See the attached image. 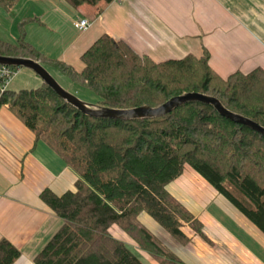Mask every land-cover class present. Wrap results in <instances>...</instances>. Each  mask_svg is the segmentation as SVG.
Listing matches in <instances>:
<instances>
[{
    "label": "trees",
    "instance_id": "obj_1",
    "mask_svg": "<svg viewBox=\"0 0 264 264\" xmlns=\"http://www.w3.org/2000/svg\"><path fill=\"white\" fill-rule=\"evenodd\" d=\"M21 0H0L10 10ZM74 9L113 0H62ZM25 26L36 19H25ZM0 57L27 58L53 68L93 92V108H158L189 93L222 106L264 128V70L227 79L209 66L210 55H189L156 63L127 43L103 35L81 57L78 72L51 60L26 41H0ZM13 71L20 68L11 67ZM29 129L79 176L62 196L46 190L43 202L63 224L35 264H144L115 228L157 264H182L140 221L147 215L181 244L190 224H201L168 190L187 168L193 170L264 235V136L221 116L213 106L189 102L155 119L91 118L59 98L45 83L33 90L7 91L0 107ZM20 252L0 242V264H14Z\"/></svg>",
    "mask_w": 264,
    "mask_h": 264
},
{
    "label": "crops",
    "instance_id": "obj_2",
    "mask_svg": "<svg viewBox=\"0 0 264 264\" xmlns=\"http://www.w3.org/2000/svg\"><path fill=\"white\" fill-rule=\"evenodd\" d=\"M34 1L51 2L61 15L58 22L51 18V23L43 13L36 16L38 35L34 40L27 37V42L47 58L78 72L84 68L81 57L103 35L127 43L138 55L156 63L189 55L201 58L207 52L209 66L222 79L237 72L247 75L264 70V0H113L71 13L62 0ZM83 19L92 27L79 32L74 24ZM34 25L28 26V31ZM61 34L71 35V39L65 37L61 42L57 37ZM16 77L23 82L19 86L18 81L12 82L10 90L15 92L33 90L27 89L26 83L37 86L35 89L44 83L30 72L21 71ZM187 170L177 183L185 179ZM78 180L75 171L45 143H36L35 135L8 105L0 107V242L6 240L20 252L14 264H35L63 224L43 202L42 193L50 190L62 196L74 191ZM198 180L209 185L201 177ZM198 180L191 183H201ZM202 187L209 197L204 200L192 192L195 209L179 200L202 225V234L183 228L189 239L186 246L171 239L147 215L140 221L153 223L150 228L142 222L183 264H264V235L237 210L229 212L234 219L226 216L214 205H227L223 197L208 186ZM118 236L127 243L125 236Z\"/></svg>",
    "mask_w": 264,
    "mask_h": 264
},
{
    "label": "rangeland",
    "instance_id": "obj_3",
    "mask_svg": "<svg viewBox=\"0 0 264 264\" xmlns=\"http://www.w3.org/2000/svg\"><path fill=\"white\" fill-rule=\"evenodd\" d=\"M84 6H91V5H83L81 7H84ZM66 8H64V9L70 13L72 11H74V8H72V7L70 8L67 6ZM42 13H43V17L45 19H47L50 23H51V18H53V21L58 22L60 15H61V13L59 12L58 9H54L51 6V2H48V3L38 2L37 3L34 0H21L15 6H13V8H11L10 10H4V9L0 8V39L4 40L6 42L8 41V42L17 43L18 39H20V37H21V32L23 31L26 34V41H27V37L29 40H32V39L34 40V38L37 37L38 30H39L38 26L34 25L37 22H31V23L26 24L25 26H21V24L25 23V21H24L25 19H30L29 17H31V19H35L36 16L40 17V15ZM31 25H34V27H33V29L28 31L27 27L28 26L30 27ZM71 26H72V23H71ZM77 36H78V34L75 32V37H77ZM57 37L59 38V40L61 42L65 40V37H66L67 41H69L71 39V35H69V36L65 35L64 36L61 34ZM46 70L53 76V78L56 80V82L65 91L74 95L75 97H77L79 100H81L82 102H84L85 104H87L90 107H93L96 105V103L98 101V97L93 92H91L90 90H88L85 87H81L79 85L72 83L67 77H65L63 74L59 73L57 70H55L53 68H47ZM21 71L30 72V74L35 76L34 78H38L31 70L22 68V69H19L18 71H15V76L13 78V81L14 80L18 81L16 83L17 85L21 84L23 82V79L16 77L17 73L19 74ZM38 80H40V79H38ZM24 83H26V82H24ZM12 84L13 83H11V87L13 86ZM25 85L27 86V89H29V88L35 89L37 87V86H31V84H27V83ZM187 169L188 170L186 171V174L184 175L185 179H183V181H180L178 183H177V181L173 182L172 184H170L168 186V190L178 200H180L183 204L190 207L191 209H195V204H194L195 200H194V198H192V197H194L193 193L196 192V194H199V196L202 199L206 200L209 197V193L204 194L206 192L203 190L202 186H208L211 189H213V188L210 187L209 185H207L206 183H204L203 181L198 180L199 176L193 170H191L190 168H187ZM192 180H198L201 183L194 182V184H192L191 183ZM222 200L225 201L227 205H225V206L222 205V207L218 206L217 204H214V205H216L218 208L220 207L219 210H221L222 212L225 213L226 216H229L231 218L232 216H230V215H232V214L229 212H231V211L237 212V211H236V209H234V207L230 203H228L227 200H224L223 198H222ZM211 207H214V206L211 205ZM232 218L234 219V217H232ZM142 222L150 228H152L154 226L153 223H150V222L148 223L147 221H145L143 219H142ZM184 227H186V228L190 227L191 229H193V227L190 224H185ZM201 229H202V227H201ZM112 235L119 240H120V238H119L120 236H118V235L124 236L122 233H120V231H118L115 228L112 230ZM170 238L173 239L172 237H170ZM126 240H127V244L131 246L132 251H134V253L139 257V259L144 264H157L149 254L140 250V248L137 245H135V243L131 242L127 238H126ZM174 241H176V240H174ZM177 243L180 244L181 246L187 245V244H185V245L181 244L179 242H177ZM166 249L169 252L173 253L172 248L171 249L166 248Z\"/></svg>",
    "mask_w": 264,
    "mask_h": 264
},
{
    "label": "water",
    "instance_id": "obj_4",
    "mask_svg": "<svg viewBox=\"0 0 264 264\" xmlns=\"http://www.w3.org/2000/svg\"><path fill=\"white\" fill-rule=\"evenodd\" d=\"M0 66L16 67L29 69L35 73L59 98L64 100L69 105L76 108L85 116L91 118L113 119V120H140V119H155L165 116L177 109L181 105L189 102H200L214 107V109L224 118H227L235 123L249 127L257 133L264 136V128L244 117L231 113L225 109L222 104L215 98L208 97L203 94L189 93L179 97H175L158 108L140 107L130 110H110L102 108H93L79 100L74 95L65 91L56 82L53 76L38 62L27 58H12L0 57Z\"/></svg>",
    "mask_w": 264,
    "mask_h": 264
},
{
    "label": "built area",
    "instance_id": "obj_5",
    "mask_svg": "<svg viewBox=\"0 0 264 264\" xmlns=\"http://www.w3.org/2000/svg\"><path fill=\"white\" fill-rule=\"evenodd\" d=\"M124 0H116V2H123ZM75 28L79 32H86L92 26V23L83 19L74 24ZM15 76V71L11 69V67L0 66V95L2 96L7 91L10 90L11 83L13 82V78Z\"/></svg>",
    "mask_w": 264,
    "mask_h": 264
}]
</instances>
